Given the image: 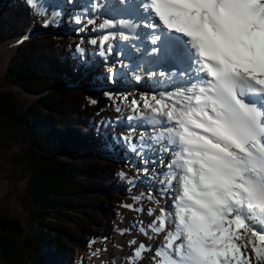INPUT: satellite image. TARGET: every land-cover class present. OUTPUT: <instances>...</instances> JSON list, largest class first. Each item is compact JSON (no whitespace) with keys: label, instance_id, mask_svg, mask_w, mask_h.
Listing matches in <instances>:
<instances>
[{"label":"snow or ice","instance_id":"6c2138e0","mask_svg":"<svg viewBox=\"0 0 264 264\" xmlns=\"http://www.w3.org/2000/svg\"><path fill=\"white\" fill-rule=\"evenodd\" d=\"M26 3L46 27L62 15ZM75 23L117 57L107 79L147 89L106 93L120 115L105 126L125 127L113 139L136 157L118 175L147 188L121 207L152 218L117 227L146 238L125 264H264V0H88Z\"/></svg>","mask_w":264,"mask_h":264},{"label":"trees","instance_id":"16d2710c","mask_svg":"<svg viewBox=\"0 0 264 264\" xmlns=\"http://www.w3.org/2000/svg\"><path fill=\"white\" fill-rule=\"evenodd\" d=\"M40 25L26 0H0V43L34 34L2 80L36 96L28 104L0 90V148L17 147L12 158L26 181L18 201L27 215L0 206L3 264H89L74 259V246L112 240L114 203L127 191L119 149L95 123L111 100L95 91L102 82L77 55L78 35L61 20ZM65 80L71 88H62Z\"/></svg>","mask_w":264,"mask_h":264},{"label":"rangeland","instance_id":"374dc122","mask_svg":"<svg viewBox=\"0 0 264 264\" xmlns=\"http://www.w3.org/2000/svg\"><path fill=\"white\" fill-rule=\"evenodd\" d=\"M44 3L48 5L49 17L52 15L53 9L57 11H62V15L56 18L57 23L60 22L61 20L64 23V26H66L69 30L72 31V33H75L80 38L79 45L82 48L86 49L87 51L86 54L77 53V55L79 56L83 65L92 68L94 71L97 72L98 78L102 82V84H99L97 86V90H95L97 93L101 91V92L112 93L115 96H119L123 94H132L138 96L141 91L147 90L144 85L139 89V85L133 79H129V80L117 79L116 82H112L109 79H107L109 75L108 70L110 68L108 62L116 61L117 57L111 56L108 57L107 60L106 58L97 56L96 47L95 46L93 47V45H91L89 41L94 38L95 39L101 38L102 33L92 31L93 25H87V28L85 30H81L84 26L75 23V17L81 15L83 9L87 6L88 0H72V2H69V0H44ZM57 5H59V7H57ZM36 17L38 23L44 25V19H46L47 17H39V16ZM51 25H56V23H53ZM30 37L31 36H29V38ZM18 38H21V36L12 37L0 43V90L12 91L20 99H22L23 101L29 104L31 103L32 100L36 98L35 95L28 93L21 87L18 86L15 87V85L4 83L2 80L3 76L7 71L9 62L13 54L16 52L19 46L17 45L14 52L11 55H9L8 50L4 52L3 45L6 46V43L8 42H10L11 44V42L14 39H18ZM7 52L8 55L6 54ZM3 53L6 54L4 56L5 59L1 58V54ZM134 54L139 55L136 53ZM160 70L161 69L159 68L156 69L157 72H159ZM64 82L65 84L62 86V88L71 87V84L68 83L67 80H65ZM66 83L68 85H66ZM168 90L171 91L172 89L169 88ZM107 105L108 106L104 111L98 112L96 114L95 123L101 129L102 132H104L108 137L113 139L114 137L118 136L121 131L126 130V128L123 126L120 127L105 126L109 120H111L113 124H115L117 116L120 115L115 112L112 100L111 103H107ZM122 119L124 121V124H126L127 122L126 112L122 115ZM113 141L115 142L114 139ZM116 145L119 149L118 155L120 157V160L118 162H119L120 172L121 171L127 172L129 173V176H131L132 174L135 173V169L129 167L130 164L129 157H131L132 161H135L136 157L132 156L131 153H128L124 147L120 146L119 144ZM16 148L17 147H15L10 151L0 148V206L3 207L5 210H7L8 213H10V215L12 216L20 215L23 216L25 219H27V215L18 201L19 197L23 192L24 187L26 186V181L17 168L18 164H16L12 158V154L16 151ZM122 181L124 182L127 191L125 192V194L121 196V199L118 202L116 201L114 203V206L117 208V213H119L120 215L122 211L121 209L123 208L121 207V205L126 203L127 198L128 199L131 198L132 193H139L142 191H146L147 189L143 180H141L138 183L137 187L132 188L131 191L127 180H122ZM119 219L120 216L115 217L113 219L114 222L113 224L115 228L113 227L112 240L103 239L102 242H100V240L98 239L97 240L91 239V241L95 240L96 242L93 244L88 243L86 249L80 248L78 246H74V251H73L74 259L77 261L85 260L89 264H112V261H115L116 264H125V257L127 256V254L123 252L122 246L118 242V235L116 232ZM96 249H101V251L97 255H93L92 253L95 252ZM3 262L4 261L2 258V253L0 248V264H3Z\"/></svg>","mask_w":264,"mask_h":264},{"label":"bare ground","instance_id":"6f19581e","mask_svg":"<svg viewBox=\"0 0 264 264\" xmlns=\"http://www.w3.org/2000/svg\"><path fill=\"white\" fill-rule=\"evenodd\" d=\"M86 5V4H85ZM33 17V16H32ZM32 21V20H31ZM36 21V20H35ZM38 21V20H37ZM33 24V23H32ZM41 26V25H40ZM103 35V34H102ZM25 36V34H22L21 35V38L22 37H24ZM21 38H18V39H14L12 42H11V44H10V42H8V43H6V46L5 45H3L4 47H3V49H4V52L6 51V50H8L9 51V55H11L13 52H14V50H15V48H16V46L17 45H19L18 43H17V41H20L21 40ZM94 47V46H93ZM96 47V53H97V56H99V57H101V55L99 54L100 53V49H99V47L98 46H95ZM93 49H95V48H93ZM7 55H8V52L6 53ZM5 53H3V54H1V58H4V56L6 55ZM5 59V58H4ZM108 60V59H107ZM117 61V60H116ZM116 61H110V62H108V65L111 67V66H113L114 64L117 66V67H119V65L118 64H116ZM155 71H156V69H155ZM139 85V89H140V87H142L143 85H141V84H138ZM69 88H71V87H69ZM104 88V87H103ZM106 89V88H105ZM106 109V108H105ZM127 115H128V113L126 112V117H127ZM127 123V122H126ZM124 132H126V130H123V131H121L120 132V134L121 133H124ZM142 190V189H141ZM146 191H147V189H146ZM126 203H132V199L131 198H127V201H126ZM145 203V206L147 207L148 205H147V201H145L144 202ZM171 205V201H169V206ZM122 211H121V215H120V219H119V221H118V226L117 227H119V228H125V227H127L132 221H133V219H143V220H145V221H150L152 218L151 217H148L146 214L145 215H143V216H141V215H139L138 213H136V212H134V211H130V210H128L127 208H122L121 209ZM120 211V210H119ZM118 217V216H117ZM117 232V235H118V242H119V244L122 246V250H123V252L125 253V254H129V252H130V249H129V246H128V240L129 239H131L132 238V236H135L136 238H137V240L138 241H140V240H145L146 238L144 237V236H141V235H139L138 233H136L135 232V230H133V232L131 233V235H129V234H125V235H120V233L118 232V231H116ZM117 241V240H116ZM159 241H157V243H158ZM143 264H149V262L147 261V260H145L144 262H143Z\"/></svg>","mask_w":264,"mask_h":264},{"label":"water","instance_id":"95a60500","mask_svg":"<svg viewBox=\"0 0 264 264\" xmlns=\"http://www.w3.org/2000/svg\"><path fill=\"white\" fill-rule=\"evenodd\" d=\"M27 36H29V32H27V34H26Z\"/></svg>","mask_w":264,"mask_h":264}]
</instances>
